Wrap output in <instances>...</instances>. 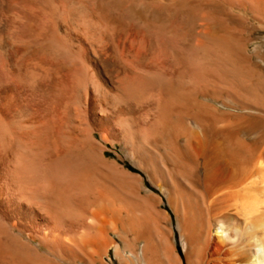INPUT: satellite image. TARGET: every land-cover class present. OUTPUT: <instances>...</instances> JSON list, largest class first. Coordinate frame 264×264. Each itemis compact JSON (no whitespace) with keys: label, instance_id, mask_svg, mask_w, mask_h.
<instances>
[{"label":"bare ground","instance_id":"obj_1","mask_svg":"<svg viewBox=\"0 0 264 264\" xmlns=\"http://www.w3.org/2000/svg\"><path fill=\"white\" fill-rule=\"evenodd\" d=\"M255 23L264 0H0V264H111L110 249L119 264H249L264 244V155L243 140L264 114ZM221 221L246 234L218 239Z\"/></svg>","mask_w":264,"mask_h":264},{"label":"rangeland","instance_id":"obj_2","mask_svg":"<svg viewBox=\"0 0 264 264\" xmlns=\"http://www.w3.org/2000/svg\"><path fill=\"white\" fill-rule=\"evenodd\" d=\"M262 25V26H261ZM244 36L245 38L247 39L246 40V45H247V49L248 51H254V50H262L263 47H264V23H255L254 26H249L248 29L244 32ZM248 41V42H247ZM263 46V47H262ZM259 47V48H258ZM257 48V49H256ZM215 106L217 107H220V108H224L220 102H213ZM229 104L231 105L230 106V110L236 114V113H240L242 110H237L239 109L238 105L235 104L233 101H230ZM233 107V108H232ZM236 110H235V109ZM229 109V108H227ZM233 109V110H232ZM248 112H252L250 110H248ZM253 113H256L253 111ZM233 114V115H234ZM262 118H259V123H258V128L254 129L255 131L249 129V131L247 132V135H244L243 137V140L248 144V146L250 145L253 146L252 148L254 149L255 152V157L256 158H259V155L260 156H263L264 155V114H261L260 115ZM250 121H248V119ZM247 123H250L251 121H253L254 119L251 117V116H248V117H245ZM258 129H260L258 132ZM257 146V147H256ZM258 152V153H257ZM123 156V160L124 161H121L127 168H131L132 170L134 171H137L133 166H132V160L128 157L125 156L124 152H120ZM262 154V155H261ZM109 156L110 158H117V156L114 154V153H109ZM120 161V160H119ZM249 169L246 170V175H245V179H244V183L241 188H244L246 186H252L254 185L255 182L258 181V177L255 173V167H257V159L254 161L252 160L250 163H249ZM250 173L249 175H247V173ZM254 173V174H253ZM253 174V175H252ZM144 178H145V191H148V193H152L156 196L160 195L162 196V199H163V202L162 200L159 202V209L162 210V211H169V220L168 222L166 223V225L171 229V233H172V237H173V244H174V247L176 246V249L177 251L180 252L181 250V244H180V241H179V233L177 231V228H176V217H175V213L173 212V210L170 208V206L168 205V202H167V198L166 196L164 195H161L159 190L157 188H155L151 183L150 181L147 179L146 175H144ZM144 191V190H143ZM144 191V192H145ZM264 193L263 192H260L259 193V199L261 201V204L258 208V211L254 212L252 216H261V218L264 219V203L262 199H264ZM262 198V199H261ZM233 204V205H232ZM235 204H238V201H235V200H232V201H228L225 203V206H224V209H223V212H226L228 213L233 219L231 221V225H238L240 227V225L243 226V218L241 216L237 217L236 215H233L234 214V208H235ZM226 207V208H225ZM219 211V212H218ZM221 210L220 209H216L214 210L213 212V215L214 216H219V214L221 213L220 212ZM222 212V213H223ZM231 213V214H230ZM235 220V221H234ZM241 220V221H240ZM233 222V223H232ZM241 226V227H242ZM215 231V230H214ZM214 231L212 232L214 234ZM111 237L119 242V239L117 236H115L114 234H111ZM108 255L110 256H107V258H105L109 263L111 264H119L115 261V258H114V252L112 249H110L108 251ZM181 256L184 260V256H183V253L181 252ZM110 259V260H109ZM111 261V262H110Z\"/></svg>","mask_w":264,"mask_h":264},{"label":"clouds","instance_id":"obj_3","mask_svg":"<svg viewBox=\"0 0 264 264\" xmlns=\"http://www.w3.org/2000/svg\"><path fill=\"white\" fill-rule=\"evenodd\" d=\"M246 233L240 228L230 229L225 227L224 222H218L215 226L214 235L227 243L236 244L237 241ZM253 243L257 245L255 255H253L249 264H264V244L258 238L253 237Z\"/></svg>","mask_w":264,"mask_h":264}]
</instances>
